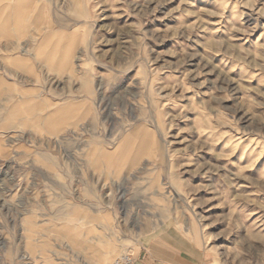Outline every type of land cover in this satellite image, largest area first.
Segmentation results:
<instances>
[{"label": "rangeland", "instance_id": "rangeland-1", "mask_svg": "<svg viewBox=\"0 0 264 264\" xmlns=\"http://www.w3.org/2000/svg\"><path fill=\"white\" fill-rule=\"evenodd\" d=\"M0 75V264H264V0H0Z\"/></svg>", "mask_w": 264, "mask_h": 264}, {"label": "crops", "instance_id": "crops-1", "mask_svg": "<svg viewBox=\"0 0 264 264\" xmlns=\"http://www.w3.org/2000/svg\"><path fill=\"white\" fill-rule=\"evenodd\" d=\"M14 63L16 65V60ZM7 82L9 81L0 75V88H2V94L5 91L4 95L9 90ZM23 100L25 101L26 98ZM6 120L9 121L10 118ZM163 213L164 211H161V214ZM181 226L175 222L168 223L162 228V232L138 239L129 251L134 258V264H203V248L194 242ZM68 228V237L72 242H77L75 225H70Z\"/></svg>", "mask_w": 264, "mask_h": 264}, {"label": "built area", "instance_id": "built-area-1", "mask_svg": "<svg viewBox=\"0 0 264 264\" xmlns=\"http://www.w3.org/2000/svg\"><path fill=\"white\" fill-rule=\"evenodd\" d=\"M110 264H134V258L130 252L121 253Z\"/></svg>", "mask_w": 264, "mask_h": 264}, {"label": "bare ground", "instance_id": "bare-ground-1", "mask_svg": "<svg viewBox=\"0 0 264 264\" xmlns=\"http://www.w3.org/2000/svg\"><path fill=\"white\" fill-rule=\"evenodd\" d=\"M66 52H67V50H66ZM114 259H115V258H114ZM114 259H113V260H114Z\"/></svg>", "mask_w": 264, "mask_h": 264}]
</instances>
